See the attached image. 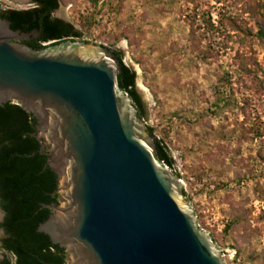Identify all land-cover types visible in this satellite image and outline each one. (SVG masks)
<instances>
[{"label": "rangeland", "instance_id": "374dc122", "mask_svg": "<svg viewBox=\"0 0 264 264\" xmlns=\"http://www.w3.org/2000/svg\"><path fill=\"white\" fill-rule=\"evenodd\" d=\"M54 16L121 52L186 204L228 264H264V0H59Z\"/></svg>", "mask_w": 264, "mask_h": 264}, {"label": "water", "instance_id": "95a60500", "mask_svg": "<svg viewBox=\"0 0 264 264\" xmlns=\"http://www.w3.org/2000/svg\"><path fill=\"white\" fill-rule=\"evenodd\" d=\"M0 16V105L34 115L59 199L38 230L67 264H228L182 181L119 87L114 52L90 40L35 49Z\"/></svg>", "mask_w": 264, "mask_h": 264}, {"label": "trees", "instance_id": "16d2710c", "mask_svg": "<svg viewBox=\"0 0 264 264\" xmlns=\"http://www.w3.org/2000/svg\"><path fill=\"white\" fill-rule=\"evenodd\" d=\"M33 1V8L0 11L11 28L38 32L26 41L28 45L40 49L44 42L81 37V32L69 22L52 16L59 0ZM115 54L121 64L119 87L131 97L137 115L142 118L144 105L135 88L136 72L124 64L120 51ZM35 124L34 115L18 104L0 105V207L4 211L0 222L4 230L1 247L8 253L0 264H63L66 259L65 250L38 230L51 212L46 205L58 201V181L55 172L46 165L48 152L39 150L40 142L32 135ZM148 130L155 140L156 158L171 168L174 161L166 145L152 128Z\"/></svg>", "mask_w": 264, "mask_h": 264}, {"label": "flooded vegetation", "instance_id": "af4514ba", "mask_svg": "<svg viewBox=\"0 0 264 264\" xmlns=\"http://www.w3.org/2000/svg\"><path fill=\"white\" fill-rule=\"evenodd\" d=\"M31 4H32V7H30V8H33L34 6H35V2L33 1V0H28ZM59 2V1H58ZM58 6H59V4H58ZM58 8V7H57ZM56 8V9H57ZM26 9H29V8H26ZM56 9L53 11V13H52V16L53 17H56V16H54V12L56 11ZM2 10H4V9H0V11H2ZM57 18H59V17H57ZM61 19V18H60ZM32 31H35V32H37L36 30H32ZM37 35H38V32H37ZM36 35V36H37ZM35 35H33V36H31V38L30 39H28V40H31L32 39V37H34ZM28 40H26V41H28ZM25 41V42H26ZM113 52H114V54H115V51L116 50H112ZM115 56H116V54H115ZM117 57V56H116ZM40 142V149L39 150H41V152H47V150H48V146L45 144V146L44 147H42V145H43V143H44V141H39ZM57 191V193H58V196H57V200L59 199V192H58V190H56ZM56 204H58V201H57V203H51V204H49V205H56ZM1 208V207H0ZM2 210V209H1ZM2 212H3V216H2V220H3V217H4V211L2 210ZM1 220V221H2ZM1 229H2V232H3V234H4V230H3V228L1 227ZM6 252V251H5ZM65 253H66V251H65ZM65 258H66V255H65ZM63 264H67V260L65 259V262L63 263Z\"/></svg>", "mask_w": 264, "mask_h": 264}, {"label": "built area", "instance_id": "2783aa9c", "mask_svg": "<svg viewBox=\"0 0 264 264\" xmlns=\"http://www.w3.org/2000/svg\"><path fill=\"white\" fill-rule=\"evenodd\" d=\"M9 2H5V0H0V9H4V10H7V9H13L12 6H9ZM49 43H52V41H48V42H44L43 45H47Z\"/></svg>", "mask_w": 264, "mask_h": 264}]
</instances>
